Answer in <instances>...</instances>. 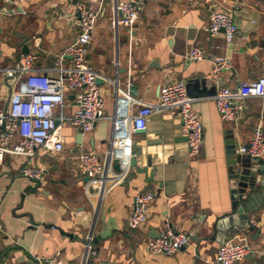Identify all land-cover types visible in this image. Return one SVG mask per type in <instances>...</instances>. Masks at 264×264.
<instances>
[{"label": "crops", "instance_id": "1", "mask_svg": "<svg viewBox=\"0 0 264 264\" xmlns=\"http://www.w3.org/2000/svg\"><path fill=\"white\" fill-rule=\"evenodd\" d=\"M79 2L100 4V0H0V108L7 106L12 93L4 68L25 54L22 37L30 39L38 72L55 74L61 53L79 32ZM235 3L234 39L228 41L223 32L210 35L206 27L211 14L232 9ZM113 6L112 0H103L88 54L100 73L106 115L114 112L117 90L129 92L139 106L158 101L166 83L186 80L196 99L192 109L204 125L202 149L198 155L189 153L179 115L169 111L152 115L146 129L132 134L135 165L97 207L85 190L76 155L94 151L104 158L112 135L110 118L81 134L71 124L62 126L65 149L55 153L41 148L31 160L45 168L40 180L17 175L26 158L6 153L0 159V264H37L36 256L57 252L65 264H83L90 233L103 264H217L224 241H246L254 249L236 264H264V204L249 213L254 231L242 225L228 231L216 228L232 211L226 132L234 129L237 140L246 144L257 127L264 131V98H248L236 121L223 120L214 100L221 86L264 76V0H147L132 43L126 27L120 28L117 40L111 24ZM192 46L205 50L204 60L187 57ZM216 56L229 59L230 67L214 72ZM125 68L127 73H119ZM67 100L72 113L74 92ZM18 140L14 135L12 144ZM140 191H153L156 197L147 221L131 229L128 218ZM261 193L264 197V188ZM167 228L190 233V244L170 255L148 251V240Z\"/></svg>", "mask_w": 264, "mask_h": 264}, {"label": "built area", "instance_id": "2", "mask_svg": "<svg viewBox=\"0 0 264 264\" xmlns=\"http://www.w3.org/2000/svg\"><path fill=\"white\" fill-rule=\"evenodd\" d=\"M112 29L119 41V30L126 27L130 43L134 38V26L146 7L147 0H112ZM103 9V0L98 7L86 2L77 3L79 32L74 42L69 44L59 57L55 74L38 72L34 53L22 54L14 66L4 68L5 76L12 87L6 107L0 108V159L6 153L26 158L17 175L40 180L44 167L31 164L41 148L52 152L65 149L62 126L71 124L90 132L104 119L112 121V135L109 149L103 159L94 151H80L76 155L77 166L84 176H88L85 190L94 198L95 207L104 195L121 183L128 174L133 156L132 134L147 128L152 115L169 111L179 115L187 133L188 149L191 155H198L204 141V125L198 113L192 109L196 100L189 94L186 80H173L160 88L156 102L136 105L129 92L120 94L117 90L114 112L109 117L105 113L104 98L97 81L100 73L88 60L89 45L94 39L95 29ZM237 4L229 10H217L211 14L206 30L210 35L224 33L232 41L238 30L233 12ZM187 57L195 62L205 59V50L192 46ZM70 59V63L66 61ZM214 72L230 67L229 59L216 56L213 59ZM74 92L76 108L68 112V94ZM248 98H264V76L241 81L234 87L221 86L214 100L223 120L236 121L245 109ZM19 140L12 144L13 136ZM240 152L256 161H264V131L257 127L248 143L240 147ZM115 161L122 170L116 171ZM94 187V191L91 188ZM153 191L138 192L133 201L128 218L131 229L141 227L148 219L149 207L155 199ZM0 229H2L0 221ZM93 234L86 237L83 264H103L97 260V250L93 244ZM191 234L175 232L167 228L159 237L147 242V249L153 254H173L188 246ZM246 241H224L218 248L217 264H236L253 252ZM37 264H65L60 252L50 256H36Z\"/></svg>", "mask_w": 264, "mask_h": 264}, {"label": "water", "instance_id": "3", "mask_svg": "<svg viewBox=\"0 0 264 264\" xmlns=\"http://www.w3.org/2000/svg\"><path fill=\"white\" fill-rule=\"evenodd\" d=\"M22 38V52L27 54L32 50L30 39L26 35ZM127 72L128 68H125L119 73ZM97 81L100 83V77H98ZM191 81L193 80L188 82L191 83ZM79 131L81 134L82 129ZM244 144L245 143H240L237 140L234 129L227 130L226 151L228 156L229 176L232 180V211L217 222V229L228 231L231 226L242 225L243 227H247L249 231H254L256 225L253 223L249 213L258 210L259 207L264 204V197L261 193V189L264 188V161H256L242 154L240 152V147ZM134 165L135 156L131 158V166ZM114 168L116 171L122 170L118 161H115ZM88 179L89 177L85 176L84 181L86 182ZM91 191H94V187L91 188ZM250 255L251 254H248L247 257H250Z\"/></svg>", "mask_w": 264, "mask_h": 264}]
</instances>
